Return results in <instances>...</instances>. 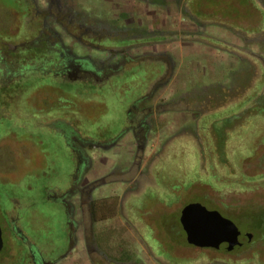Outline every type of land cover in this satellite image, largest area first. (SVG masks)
<instances>
[{
    "label": "rangeland",
    "instance_id": "374dc122",
    "mask_svg": "<svg viewBox=\"0 0 264 264\" xmlns=\"http://www.w3.org/2000/svg\"><path fill=\"white\" fill-rule=\"evenodd\" d=\"M45 1L35 0L33 5L45 8ZM233 3L62 1L66 7L64 18L70 14L76 24L101 27V32L91 34V28L81 33V28L76 30L68 25L64 30L55 25L66 51L96 61L114 48L115 55L123 51L140 56L139 67L135 71L127 67L98 85L64 80L48 71L24 72L25 78L12 82L10 91H5L0 100V264H31L24 243L6 222L4 209L12 217L19 215L17 224L33 246H47L49 256L61 253L55 264H87L84 250L79 254L68 238L65 207L45 198L46 192L56 193L58 186H66L74 170L71 141L68 145L59 132L68 134L70 129L80 138L103 143L118 135L126 121L127 104L139 95L145 96L142 106L152 107L151 126L139 159L140 170L149 164L151 172L155 167L165 169L157 177L148 175L153 185H145V190L131 201L132 208L135 207L132 218L163 214V219H169L170 234L177 233L173 235L182 244L180 209L184 201L202 199L204 206L220 208L219 212L241 231L249 228L244 215L264 208V147L260 148L264 141V29L256 26L254 18L250 20L252 25L244 21L236 26L216 12L218 5L223 6L224 12L233 9ZM27 4L22 0H0V47L20 46L22 54L14 58L12 69L18 70L30 61L40 71L41 64L51 55L44 56L45 49L33 45L52 34L48 30L43 34L42 15ZM239 7L246 16L259 9L255 0H239ZM200 25L203 39L197 34L195 37ZM233 29H244L243 33L251 39L241 42ZM221 40L238 47V56L229 52L230 46H221ZM156 54L171 61V71L161 81L162 67L144 56ZM156 79L159 82L153 88ZM158 104L166 107L154 109ZM118 136L104 148L92 147L73 137V145L94 166L92 173L96 179L92 184L96 188L90 197L98 199V205L104 208L102 217L97 212L93 223L98 230H126L132 224L124 217L130 206L120 202L124 185L114 179L113 170L121 171L124 162L131 160L128 151L134 150L136 144L132 141L133 145H128L132 138L127 133ZM15 193L18 195L14 198L20 203L16 209V201H9ZM112 233L101 243L109 257L116 258L121 254L115 245L117 238L123 235L124 241L131 242L135 237L130 233H113L112 240ZM246 242L230 252L204 249L195 250L197 253H162L167 264H264V234L255 233L252 241ZM138 251L129 246L127 253L138 257ZM141 256L158 264L144 252Z\"/></svg>",
    "mask_w": 264,
    "mask_h": 264
},
{
    "label": "flooded vegetation",
    "instance_id": "af4514ba",
    "mask_svg": "<svg viewBox=\"0 0 264 264\" xmlns=\"http://www.w3.org/2000/svg\"><path fill=\"white\" fill-rule=\"evenodd\" d=\"M63 0H46V7L50 10V6L55 8L57 11V15H59V7L62 4ZM233 2L235 0H232ZM257 2V7L259 9L257 10L255 8L254 12L257 11V13H250V15L246 16L242 15L240 11V7L233 5V9L226 11H222V7L220 5L217 6L216 12H218L219 15H222L223 17H227L228 20H232V23L238 26V24H242L244 21H248L247 24H250V20L252 18L256 21V26L259 25L260 28L264 29V0H255ZM35 4V0H33L32 5ZM56 5V7L54 6ZM259 4V5H258ZM31 5V6H32ZM63 6V4H62ZM34 7V5L32 6ZM35 12V11H34ZM36 13V12H35ZM229 23V24H232ZM200 24V23H199ZM263 25V27H262ZM251 28V27H250ZM89 29V28H87ZM231 30V29H229ZM244 32V29H242ZM94 32V29L91 30ZM234 35H237L238 38L242 41H248L251 38L248 35H245L243 32L237 30V32L233 29ZM108 32V31H107ZM199 35V38L203 39L204 31L202 28V25H200V28L195 33ZM194 36V35H191ZM46 42L50 45L52 49L49 54H51L50 61V70L48 71L52 76L54 77H63L64 80H81L85 81L87 83H94L96 85L98 84H104L111 76L119 75V73H122V70L126 69L127 67H131L134 71L139 67V57L134 56L129 53H124L123 51L120 52V54L115 55V52L113 51L114 48H110L108 51H105V55L103 57L98 58L96 61H92L90 59H87L86 57H76L73 53H70L66 51L64 47H62V51L57 48L56 45H58L59 38H46ZM223 44L221 46H230L229 52L233 55L238 56L239 48L233 47L231 44L225 42L224 40H221ZM220 41V42H221ZM40 43L39 41L36 43ZM44 43V41H42ZM46 43V44H47ZM219 43V42H218ZM6 46V45H5ZM20 47V46H19ZM18 45H10L5 47H0V100L3 99V96L5 94V91H10L12 82L19 83L18 81H22L21 79L25 78L24 72H39V73H45L47 71L45 70H37L36 66L34 65L31 68H25L24 65L28 63H24L22 67L18 70L12 69V62H14V58L18 56V53L22 54L21 48H19ZM233 47V48H232ZM50 49V48H49ZM15 55V56H14ZM245 55V54H244ZM119 56V58L115 59L114 57ZM145 58L149 60H154L157 62L160 67L163 69L162 77L167 74V70L169 69V72L171 71V61L168 59L167 56L163 54H156L152 55H144ZM240 56V54H239ZM21 57V56H20ZM19 57V58H20ZM115 59V60H114ZM35 61V60H34ZM169 74V73H168ZM160 77V80L161 78ZM159 81V80H158ZM157 79L154 82H158ZM153 84V85H154ZM157 85V84H156ZM155 85V86H156ZM152 87V86H151ZM145 96L139 95L137 97H134L132 100L129 101L125 108V116L126 121L121 124V131L119 133L122 135L124 133L129 134L132 144L135 142V148L134 150H129L128 153L131 155V160L129 162H124L123 168H121V171L116 170L119 175L116 173V171L113 170V173L116 174L115 180L119 181L124 185V188L122 190V195L120 197V202L123 201L124 205H127L125 203H128L130 206V211L127 214H123L124 217H126V221L132 222L129 229L122 230V229H116L114 231L111 230H105V229H96L94 228V222L95 217L97 215V212L99 213V216L102 217L103 214V207L101 205H98V199H93L90 197L91 192L96 188L95 185L92 184L94 179H96L93 176L92 169L94 168L93 165L90 164L89 158L87 160L83 157L82 151L73 145L74 140H79L82 142H85L87 144L92 145V147H107V145H110L120 134L114 135L109 140H104L103 143L96 142L97 140L93 139H87V138H80L77 136L76 133L71 131L69 128L70 133L66 132H59L62 139L66 141V143L69 145L70 141L72 144L69 145V150L72 153L73 161H74V170L71 173L70 181L67 183L64 187L58 186V192L56 193H48L46 192L45 198L50 201L61 203L66 210V232L68 235V238L71 239V245H76V247L79 249L78 253L81 254V250H84L85 254L87 255V264H152L149 261H146L144 257L141 256V253L144 252V254L148 257V259H152L156 261L158 264H167L165 258L163 257L162 252H177V251H185L195 253L196 251H201L204 249H208L210 251L216 252H230L235 250L236 248L225 250L224 248H217L212 246H198L192 243L187 242L186 240V234L185 231L182 228V234H183V243L181 244L178 241V238L174 237L175 234H170L172 231L170 230L171 226L169 225L168 228V218H164L165 216L160 214H153L152 216H149L148 218H141L137 219L136 217L132 218L135 213L132 212V210L135 208H132L131 201L137 196L140 195L145 190V185H153V182L151 181V177L148 176L149 174H154V177L159 176L160 173H164L165 168L161 167H155L154 171H150L151 165L149 164L146 166V168L140 170L139 165V159L144 152L143 145L147 141L148 133L151 126V120H149V116L152 113V107L150 105L148 106H142V100ZM166 107L165 105H155L154 109H162ZM168 106V105H167ZM169 108V107H167ZM170 109V108H169ZM189 110V109H188ZM246 132V131H245ZM118 136V137H119ZM74 137V140H73ZM72 139V140H71ZM100 141V140H99ZM107 142V143H105ZM262 146L260 148L264 147V141L260 142ZM128 148V147H127ZM257 152V150H256ZM154 161V157H153ZM87 168V171L85 170ZM89 169V170H88ZM154 169V168H153ZM112 173V174H113ZM152 177V179L154 178ZM102 180V179H101ZM92 184V185H91ZM176 192L179 193L180 191L176 188ZM175 191V190H174ZM182 191V190H181ZM15 196H9V201L12 203V201H16L15 209L20 206V203L17 202V199L14 198ZM76 205H75V201ZM103 199V198H102ZM200 199V198H199ZM202 202L204 200L200 199ZM8 201V202H9ZM201 201L197 199H191L188 201H184L186 203L183 204V206L180 209V212L178 214V221L180 223V214L182 208L191 203V202H199ZM98 202V203H97ZM175 203H179L178 200L174 201ZM183 202V201H182ZM206 203V202H205ZM122 204V206H124ZM203 204V203H201ZM209 205V204H208ZM76 206V207H75ZM206 207V206H205ZM208 209H215L220 211V208H212V207H206ZM2 209V208H1ZM6 215V222L9 223V226L12 228L14 233L17 235V237L24 243V248L26 249V255L29 254V260L31 261V264H55L60 256V254L55 255H47L48 247L41 244L37 247L33 246L28 238L27 235L24 234V231L22 228H20L17 224L19 215L17 217H12L10 214V211L8 209L2 210ZM167 214V213H166ZM258 214L264 215V208H258L253 211V214L247 213L244 216L246 217L247 221L249 219H252L253 217L257 216ZM158 217L159 227L158 230L156 229L157 225L155 223L156 217ZM176 215H174L175 217ZM224 216V215H223ZM173 217V218H174ZM225 217H228L225 215ZM134 222H133V220ZM138 221V223L136 222ZM171 220V219H170ZM126 223V225H127ZM135 223V224H133ZM236 224V223H235ZM181 225V223H180ZM30 227V226H28ZM182 227V225H181ZM31 228V227H30ZM2 232L3 229L1 228ZM171 231V232H170ZM241 231V230H240ZM113 232L117 236H120L122 234H132V236L135 237V239H132V241H124V237H118L117 241L118 243L115 244L116 247L120 248L121 254L120 257L116 258H110L107 249L104 248V245L101 243L102 238H105L108 236V233ZM242 233L249 232L251 233V238L249 241H247L245 244H248L252 241L255 233H263L261 231L253 230L252 228H248L245 231H241ZM113 233H112V240H113ZM148 233V234H147ZM132 237V238H134ZM109 239V238H108ZM124 239V240H123ZM153 243V244H152ZM242 245V244H241ZM239 246L241 248L242 246ZM129 246H134L139 251L138 257H135L134 255H130V253H127L129 251ZM3 248V246H2ZM238 249V248H237ZM2 250V249H1ZM196 250V251H195ZM141 251V253H140ZM197 253V252H196Z\"/></svg>",
    "mask_w": 264,
    "mask_h": 264
},
{
    "label": "water",
    "instance_id": "95a60500",
    "mask_svg": "<svg viewBox=\"0 0 264 264\" xmlns=\"http://www.w3.org/2000/svg\"><path fill=\"white\" fill-rule=\"evenodd\" d=\"M166 72L167 74L161 80L168 76L169 69ZM156 84L153 85V88ZM180 223L185 231L187 242L198 246L230 250L238 248L251 238V233H242L231 219L223 216L218 210L206 208L199 202H191L182 208ZM2 246L0 226V251Z\"/></svg>",
    "mask_w": 264,
    "mask_h": 264
},
{
    "label": "trees",
    "instance_id": "16d2710c",
    "mask_svg": "<svg viewBox=\"0 0 264 264\" xmlns=\"http://www.w3.org/2000/svg\"><path fill=\"white\" fill-rule=\"evenodd\" d=\"M22 1H23V3L24 2L25 3H29V4H27V6L32 5V2H33L32 0H31V2H29V0L28 1L27 0H22ZM233 4L235 6H238L239 7V0H235ZM54 6L56 7L55 4H54ZM34 8H35L36 14L42 15L41 20H42L43 28H44L42 30L43 34L47 30L50 31L51 34H52V35H50L48 37L46 36L47 38H50V39L51 38H54L55 39V38H57L59 36V33H57V31L54 29L55 28V25H61L64 30H67L68 29L67 28L68 25H70L71 28L76 29V30H78V29L81 28L82 29L81 33L84 32V29L87 28V26H86L87 23H85V24H83V23L76 24L75 22H73V20H72L73 17L70 14L66 18H64L63 17V13H64V10H66V7L64 5L62 6V4L59 7V11H60L59 12V15H57L56 9L53 8V7H51V6L49 7L50 10L47 9L48 7H45L44 8V7H40V6H37V5H35ZM40 10H42V11H40ZM254 10L255 9H253L252 11H253V13L256 14L257 11L254 12ZM63 20L65 21V23L63 22ZM88 28H91V30L94 29V32L91 31L92 32L91 34H97V33H99V30L101 32V27L99 25H97V24L94 25L93 27L92 26H89ZM105 32H107V30H105ZM115 32H116V30H115ZM38 38H39V36H38ZM46 43L47 42H46V39H45L44 43H42V42H40L38 44L35 43L33 46L40 47L42 49H45L46 52H45L44 56H48V54H49L48 52H50V50L52 49V47L50 46L52 43H49V44L48 43L46 44ZM56 46H57V48H59L60 51H62V49H63L62 47L63 46H62V43L61 42H59L58 45H56ZM48 48H50V49H48ZM49 55H51V54H49ZM50 58H51V56L47 60H50ZM47 60L45 61L44 64H41L42 65V69L45 70V71H51L50 70L51 69L50 68V65L51 64L48 63L51 60L48 61V62H47ZM27 63L28 64H26V66L24 65L25 68H31L32 66L35 65V63H30V61L27 62ZM60 78L62 79V77H60ZM13 195L14 196H17L18 193H15ZM8 196L9 195H7V197ZM246 225H248L250 229L252 228L253 230H257V231L264 232V215L263 214L262 215L258 214L257 216L253 217L252 219H249V221L246 223Z\"/></svg>",
    "mask_w": 264,
    "mask_h": 264
}]
</instances>
